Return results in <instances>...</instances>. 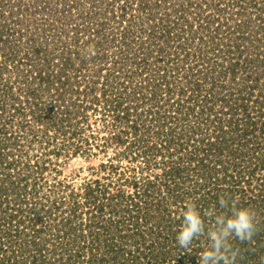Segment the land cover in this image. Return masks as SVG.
Returning a JSON list of instances; mask_svg holds the SVG:
<instances>
[{
	"label": "rangeland",
	"instance_id": "obj_1",
	"mask_svg": "<svg viewBox=\"0 0 264 264\" xmlns=\"http://www.w3.org/2000/svg\"><path fill=\"white\" fill-rule=\"evenodd\" d=\"M187 203L205 235L184 251ZM233 205L257 220L230 237L235 264H264V0H0V229L18 263L198 264L207 213Z\"/></svg>",
	"mask_w": 264,
	"mask_h": 264
},
{
	"label": "clouds",
	"instance_id": "obj_2",
	"mask_svg": "<svg viewBox=\"0 0 264 264\" xmlns=\"http://www.w3.org/2000/svg\"><path fill=\"white\" fill-rule=\"evenodd\" d=\"M220 205L226 207L228 201L221 199ZM207 215L214 217V224L206 232L210 244L201 252L198 264H235L238 252L230 244V237L241 242L251 241L257 231L255 213L249 208L233 205L231 215L217 214L215 209L209 210ZM182 217L176 242L180 249L187 251L194 239L205 235V223L192 203L185 205Z\"/></svg>",
	"mask_w": 264,
	"mask_h": 264
},
{
	"label": "trees",
	"instance_id": "obj_3",
	"mask_svg": "<svg viewBox=\"0 0 264 264\" xmlns=\"http://www.w3.org/2000/svg\"><path fill=\"white\" fill-rule=\"evenodd\" d=\"M121 9H122V7L120 6V10ZM113 16H115V15L112 14L110 17H113ZM121 16L123 17V16H125V14L122 13ZM1 32H3V31L1 30ZM4 34L6 36H9L10 38H11V36H15V37L19 36L20 37V35H22V33L20 32V29H18V27L17 28H10V32H8V33L4 32ZM5 35L3 36L1 33V38L2 39L6 38ZM6 236H7V240H5V238H4ZM4 240H5V242H4ZM4 243H7V245H5ZM12 244H13V241L11 240V242H9V240H8V234L4 233L3 230L0 229V264H13L14 262L18 263V261L15 260L16 259L15 256L13 255V253H14L13 249H11ZM24 250H27L26 246H25ZM18 251H20L19 247H18ZM35 257H36V255H35ZM18 264H22V263L19 262ZM24 264H26V262H24Z\"/></svg>",
	"mask_w": 264,
	"mask_h": 264
}]
</instances>
